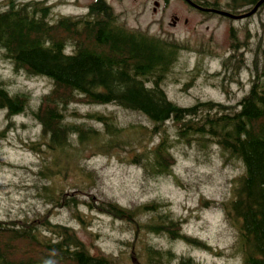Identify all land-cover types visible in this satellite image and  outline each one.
Returning <instances> with one entry per match:
<instances>
[{"label":"trees","instance_id":"16d2710c","mask_svg":"<svg viewBox=\"0 0 264 264\" xmlns=\"http://www.w3.org/2000/svg\"><path fill=\"white\" fill-rule=\"evenodd\" d=\"M185 1L208 8L207 18H227L220 13L245 15L263 0H229L225 6L218 0ZM262 8L263 3L256 12ZM181 44L174 38L129 29L105 0H96L85 17L56 20L41 1L0 0V57L10 64L13 74L43 78L51 84L33 107L28 93L11 91L9 82L0 76V112L5 123L0 139L14 130L20 115L39 126L37 138L25 146L38 156L31 189L43 205L68 209L80 225L84 218L78 207L85 206L126 224L136 235L141 228L171 244L180 242L206 252L211 248L183 234L182 222L172 217L166 204L152 201L125 209L112 199H98L92 192L97 173L83 165L82 159L88 147L98 151L94 155L106 156L131 148V164H138L143 176L153 180L172 175L174 146L206 149L214 145L224 162L240 167L232 180L231 197L222 207L224 221L234 232L230 250L240 258L239 264H264V81L255 69L248 93L233 106L197 101L194 106L180 107L167 98L165 85L174 81L172 73L186 50ZM235 64L237 57L231 55L223 69L234 75ZM205 74L206 81L216 76L207 70ZM76 106H113L142 117L148 126L125 125L114 112L79 114L72 108ZM169 122L175 141L168 133ZM124 135L129 140L121 142ZM155 137L159 138L153 144ZM133 142H138V149L144 147L138 151L132 148ZM69 176L76 180L67 191L59 184ZM50 212L45 209L30 220H0V264H170L173 260L199 264L189 255L175 256L148 242L138 254L132 242L123 261L91 254L73 228L51 221ZM145 214L147 221L140 222ZM224 254L216 252V256Z\"/></svg>","mask_w":264,"mask_h":264},{"label":"rangeland","instance_id":"374dc122","mask_svg":"<svg viewBox=\"0 0 264 264\" xmlns=\"http://www.w3.org/2000/svg\"><path fill=\"white\" fill-rule=\"evenodd\" d=\"M91 1L47 0L46 3L51 7L52 18L56 20L60 16L85 17L79 15L87 13ZM106 1L129 29L145 31L164 39L174 38L186 47L179 55L178 65L172 73L171 80L174 81H168L165 85L167 98L178 106L191 107L197 101L233 106L248 93L251 82L255 79V69L259 80L264 81V8L243 20L232 21L215 16L205 20L206 17L189 10L179 0H171L164 11L157 13H153V2L160 0ZM228 1L218 0V3L225 6ZM174 15L180 17L181 22L176 27H171ZM183 19L188 20L187 25L182 22ZM231 55H235L238 61L232 68L237 69L234 75L223 69L224 60ZM255 58L257 61L254 64ZM206 70L208 74L216 75L212 81L205 80ZM193 72L196 74L194 79L190 75ZM0 76L9 82L11 91L28 93L33 107L51 89V84L46 79H27L22 74H13L10 64L1 57ZM72 108L79 114L114 112L119 122L125 125L139 123L148 126L142 117L125 113L113 106ZM2 115L0 112V129L5 124ZM167 128L171 141H175L170 122ZM39 131V126L30 117L20 115L15 118L14 130L7 133L5 139H0V220L13 221L24 217L30 220L39 212L50 209L51 221L73 228L94 255L100 253L123 261V257L130 252L129 245L132 242L137 254L141 253L142 247L148 242L155 248L172 251L175 256L189 255L199 264L240 263L237 254L230 250L234 241L233 228L222 219V207L231 197L232 180L240 172V167L224 162L216 146L210 145L204 149L194 145L173 144L175 148L170 151L174 159L172 175L153 180L143 176L138 164H131L134 152L131 148L114 150L106 156L99 153L94 155L93 152L98 151L88 147L84 150L82 159L83 165L97 173V186L92 192L98 199H112L125 209L152 201L166 204L172 217L182 222L183 234L203 241L211 248L206 252L191 249L180 242L171 244L165 238L146 234L141 228L136 235L135 230L126 224L89 211L85 206L78 207V213L84 218L81 226L68 209L53 210L49 205H43L31 189L38 156L25 146L37 138ZM128 136L120 137L121 142L128 141ZM139 138L142 135L139 134ZM158 138L153 139V144ZM143 140L144 143L147 142V138ZM133 143L132 148L138 151L144 147L143 145L138 149V142ZM56 180L59 184L60 180ZM62 180L66 182L59 185L70 191V185L76 178L69 176ZM147 219L148 215L145 214L139 221ZM218 251L225 254L216 256ZM170 264H176V260Z\"/></svg>","mask_w":264,"mask_h":264},{"label":"flooded vegetation","instance_id":"af4514ba","mask_svg":"<svg viewBox=\"0 0 264 264\" xmlns=\"http://www.w3.org/2000/svg\"><path fill=\"white\" fill-rule=\"evenodd\" d=\"M5 1H6V0H5ZM40 1L44 3L45 7L49 8V9L51 10V7L46 3L47 0H40ZM93 1H95V0H92L91 2H93ZM170 1H171V0H160V1H157V2H153V8H152V9H153V13H157L158 11H164V10L168 7ZM180 1L183 2V3H185V5H186L187 7H189L191 11L198 12L200 15L206 16V15L211 14L210 12H208V11H209L208 8L202 7V6H200V5H198L200 8L197 7V6H196V7H193V6H191L190 4L187 5L188 2H186L185 0H180ZM186 3H187V4H186ZM90 4H91V3H90ZM90 4L88 5L87 8H89ZM171 20H172V22L170 23L171 27H176V26L181 22L180 17H178V16H176V15H174L173 18H172ZM182 22H183L185 25L188 24V20H187V19H183Z\"/></svg>","mask_w":264,"mask_h":264},{"label":"water","instance_id":"95a60500","mask_svg":"<svg viewBox=\"0 0 264 264\" xmlns=\"http://www.w3.org/2000/svg\"><path fill=\"white\" fill-rule=\"evenodd\" d=\"M262 3H264V0L261 1V2H259V3L255 6V8H254L250 13H248L247 15H245L244 17H246V16H250L251 14H253V13L256 11V9H257ZM221 14H222V15H226V16H230L229 14H226V13H221Z\"/></svg>","mask_w":264,"mask_h":264}]
</instances>
